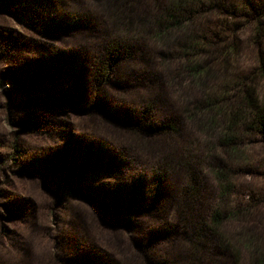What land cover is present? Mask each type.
<instances>
[{"label": "rangeland", "instance_id": "obj_1", "mask_svg": "<svg viewBox=\"0 0 264 264\" xmlns=\"http://www.w3.org/2000/svg\"><path fill=\"white\" fill-rule=\"evenodd\" d=\"M126 1L0 0V264H146L148 256L161 264L180 243L173 231L182 177L153 166L169 137L154 130L157 116L124 100L141 89L102 50L115 33L116 6L124 2L121 14L138 21L165 0ZM252 33L240 32L242 48L220 73L258 65ZM184 36L174 30L169 41ZM161 52L148 44L149 80L164 81L176 67ZM135 119L148 129L131 130ZM241 136L229 201L251 203L244 225L234 227L250 230L255 249L232 241L213 248L207 264L264 258V134ZM202 178L209 193L199 209L207 214L217 191L209 171Z\"/></svg>", "mask_w": 264, "mask_h": 264}, {"label": "trees", "instance_id": "obj_2", "mask_svg": "<svg viewBox=\"0 0 264 264\" xmlns=\"http://www.w3.org/2000/svg\"><path fill=\"white\" fill-rule=\"evenodd\" d=\"M122 4L114 8L115 33L102 50L113 66L121 63L120 72L131 75L141 89L136 99L121 94L124 100L137 103L138 112L148 119L157 116L154 130L169 137L162 151L154 154L153 166L167 176L182 177L180 225L173 231L181 237L180 243L161 264H207L215 259L213 248L230 249L232 241L254 250L256 239L241 227L252 211L251 203L231 204L229 198L236 191L237 171L232 165L242 160L243 137L247 140L241 132L264 134V4L257 0H165L157 4L156 15L152 11L138 21L121 14ZM222 15L235 19L229 21ZM246 29L255 34L253 43L260 48L258 65L247 72L220 73L242 48L240 32ZM174 30L185 32L177 45L169 41ZM149 43L161 48L165 62L173 58L177 62L164 81L148 79ZM214 64L220 66L218 73ZM130 129L148 128L135 119ZM186 129L190 135L183 140ZM207 171L214 177L217 203L206 214L199 207L207 205L209 188L202 178ZM236 223L241 225L234 227ZM148 257L146 264H159ZM254 264H264V258L257 256Z\"/></svg>", "mask_w": 264, "mask_h": 264}]
</instances>
